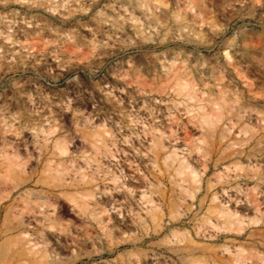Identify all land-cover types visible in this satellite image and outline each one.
I'll return each instance as SVG.
<instances>
[{"label":"rangeland","instance_id":"obj_1","mask_svg":"<svg viewBox=\"0 0 264 264\" xmlns=\"http://www.w3.org/2000/svg\"><path fill=\"white\" fill-rule=\"evenodd\" d=\"M0 264H264V0H0Z\"/></svg>","mask_w":264,"mask_h":264},{"label":"bare ground","instance_id":"obj_2","mask_svg":"<svg viewBox=\"0 0 264 264\" xmlns=\"http://www.w3.org/2000/svg\"><path fill=\"white\" fill-rule=\"evenodd\" d=\"M181 84V83H180ZM172 172V171H171ZM123 203V202H122ZM147 205V204H146ZM41 206H42V204H41ZM40 210V209H39ZM42 211V210H41ZM84 211H86V210H84ZM41 213H44V212H41ZM98 222V221H97Z\"/></svg>","mask_w":264,"mask_h":264}]
</instances>
